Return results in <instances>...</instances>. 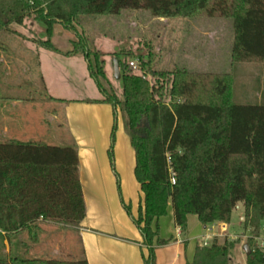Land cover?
Listing matches in <instances>:
<instances>
[{
	"label": "trees",
	"instance_id": "16d2710c",
	"mask_svg": "<svg viewBox=\"0 0 264 264\" xmlns=\"http://www.w3.org/2000/svg\"><path fill=\"white\" fill-rule=\"evenodd\" d=\"M125 10L146 11L158 18L197 13L231 18V60L264 63V0H0V31L11 24L21 25L33 15L45 28L46 39L35 41L38 47L64 56H83L101 96L92 102L113 108L108 149L112 171L120 112L135 153L134 176L143 194V208L134 219L122 204L147 248L144 264H154L155 247L167 242L158 238L156 221L166 216L169 203L182 235L187 233L188 215L196 216L203 227L228 224L241 203L242 225L251 233L246 264H264V249L254 241L262 233L264 220V105L232 103L228 75L147 69L154 80L149 84L127 70L120 57L128 58L129 53L114 54L121 83L118 97L108 86L104 55L88 47L77 26L80 17L117 16ZM56 24L77 38L67 52L51 43ZM139 61L145 69L141 57ZM84 217L74 144L0 143V232L10 244L0 264H87L83 253L69 261L29 257L27 249L20 251L13 245L18 234L36 235L39 223L77 229ZM234 244L227 240L219 244L214 238L208 247L198 245L191 264H229Z\"/></svg>",
	"mask_w": 264,
	"mask_h": 264
},
{
	"label": "rangeland",
	"instance_id": "374dc122",
	"mask_svg": "<svg viewBox=\"0 0 264 264\" xmlns=\"http://www.w3.org/2000/svg\"><path fill=\"white\" fill-rule=\"evenodd\" d=\"M77 30L89 48L104 55L108 86L118 97L121 96V83L113 73L114 54L129 53L128 58L120 57L127 63V70L146 79L149 84L154 80L147 69L228 75L226 84L232 103L264 105V63H235L231 60V18L209 17L203 13L158 18L146 11L125 10L117 16L80 17ZM45 39V28L33 15L27 16L21 25L11 24L8 30L0 31V143L20 141L64 145L67 130L63 125L62 106L48 97L86 99L100 95L88 77L83 56H64L36 45L35 41ZM76 39L61 25H54L51 43L61 52L71 50V42ZM139 57L146 63L145 69L141 67ZM131 62L136 69H131ZM117 113L120 115L118 110ZM114 160L113 146L112 173L115 175ZM108 161L110 163L109 156ZM116 186L121 190L120 180ZM243 216L244 207L239 203L232 211L226 233H220V223H215L211 231V225L204 229L197 223L194 232L182 235L183 241L194 237V242L189 244L196 246L203 243L206 235L222 234L217 237L219 244L224 240L235 243L229 264H246L243 248L247 246L251 233L243 228ZM35 234H18L13 245H17L20 251L27 249L29 257L67 261L81 257L75 228L39 223ZM9 251L10 244L0 232V256Z\"/></svg>",
	"mask_w": 264,
	"mask_h": 264
},
{
	"label": "crops",
	"instance_id": "0c3cea01",
	"mask_svg": "<svg viewBox=\"0 0 264 264\" xmlns=\"http://www.w3.org/2000/svg\"><path fill=\"white\" fill-rule=\"evenodd\" d=\"M100 99V95L86 99H58L66 101L58 102L67 130L66 142L60 147L74 144L77 149L78 176L85 205V217L76 229L81 254L87 264H144L148 251L132 220L143 208V194L134 176L135 153L117 113L114 144L117 174L112 173L108 149L114 113L111 105L92 102ZM119 180L121 190L116 186ZM122 203L129 207L132 217ZM156 223L158 238L167 242L155 247L154 264H191L199 244H189L194 242V237L183 241L180 229L174 224L170 203L166 216ZM197 223L200 224L196 216H187L188 234L194 232ZM223 225L227 232L228 225Z\"/></svg>",
	"mask_w": 264,
	"mask_h": 264
},
{
	"label": "built area",
	"instance_id": "2783aa9c",
	"mask_svg": "<svg viewBox=\"0 0 264 264\" xmlns=\"http://www.w3.org/2000/svg\"><path fill=\"white\" fill-rule=\"evenodd\" d=\"M130 67H131V69H136L137 68V66L133 62L130 63ZM212 229L213 228H210L209 231H211ZM226 230H227V228H226L225 225H223V226L220 227V233H222V234L223 233H226ZM262 233H263V235H260L258 237H254V241L257 243V245H258L259 248L264 249V226L262 227ZM216 237H218V236L215 235V234L207 235L204 238V241L201 244V246H204V247L210 246L211 243L208 242V241L209 240H213Z\"/></svg>",
	"mask_w": 264,
	"mask_h": 264
},
{
	"label": "water",
	"instance_id": "95a60500",
	"mask_svg": "<svg viewBox=\"0 0 264 264\" xmlns=\"http://www.w3.org/2000/svg\"><path fill=\"white\" fill-rule=\"evenodd\" d=\"M113 73H114L115 79L119 80L120 79L119 65H118V62L116 60L113 61ZM243 249L245 251V255L249 256L250 255L249 248L247 246H244Z\"/></svg>",
	"mask_w": 264,
	"mask_h": 264
}]
</instances>
